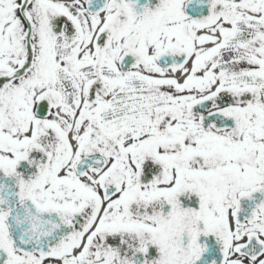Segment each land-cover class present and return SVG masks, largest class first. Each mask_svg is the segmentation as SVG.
<instances>
[{
  "label": "snow or ice",
  "instance_id": "1",
  "mask_svg": "<svg viewBox=\"0 0 264 264\" xmlns=\"http://www.w3.org/2000/svg\"><path fill=\"white\" fill-rule=\"evenodd\" d=\"M0 264H264V0H0Z\"/></svg>",
  "mask_w": 264,
  "mask_h": 264
}]
</instances>
